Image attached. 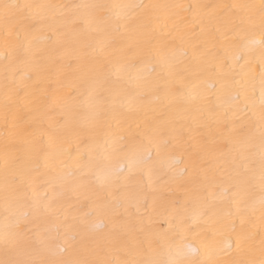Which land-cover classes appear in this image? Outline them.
<instances>
[{
	"label": "snow or ice",
	"instance_id": "6c2138e0",
	"mask_svg": "<svg viewBox=\"0 0 264 264\" xmlns=\"http://www.w3.org/2000/svg\"><path fill=\"white\" fill-rule=\"evenodd\" d=\"M0 264H264V0H0Z\"/></svg>",
	"mask_w": 264,
	"mask_h": 264
},
{
	"label": "bare ground",
	"instance_id": "6f19581e",
	"mask_svg": "<svg viewBox=\"0 0 264 264\" xmlns=\"http://www.w3.org/2000/svg\"><path fill=\"white\" fill-rule=\"evenodd\" d=\"M67 2V0H64ZM124 2H139V0H124ZM153 2H174V3H182L185 5H195V4H207V3H222L228 2V0H153ZM149 204V209L151 208L150 202H146ZM163 223V221H161Z\"/></svg>",
	"mask_w": 264,
	"mask_h": 264
}]
</instances>
